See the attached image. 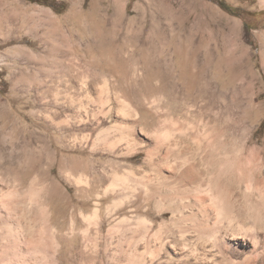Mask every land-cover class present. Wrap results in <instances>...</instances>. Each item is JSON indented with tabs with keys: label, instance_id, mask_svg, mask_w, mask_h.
I'll use <instances>...</instances> for the list:
<instances>
[{
	"label": "rangeland",
	"instance_id": "374dc122",
	"mask_svg": "<svg viewBox=\"0 0 264 264\" xmlns=\"http://www.w3.org/2000/svg\"><path fill=\"white\" fill-rule=\"evenodd\" d=\"M168 138L180 151L163 148L149 166L148 151ZM263 149L262 0H0V244L11 227V264H198L158 247L140 259L130 252L142 219L133 213L154 230L170 219L150 190L211 208L194 184L172 189L159 165L216 178L241 208L246 180L260 166L264 174ZM113 173L128 186L97 197ZM119 192L127 195L107 216ZM242 204L250 226L256 209ZM256 208L264 217V200ZM187 227L190 246L209 236L196 219ZM224 241L226 255L208 245L201 264H264L243 239Z\"/></svg>",
	"mask_w": 264,
	"mask_h": 264
},
{
	"label": "bare ground",
	"instance_id": "6f19581e",
	"mask_svg": "<svg viewBox=\"0 0 264 264\" xmlns=\"http://www.w3.org/2000/svg\"><path fill=\"white\" fill-rule=\"evenodd\" d=\"M262 2L264 3V0H262ZM126 106L125 107L128 110L133 108L128 103H126ZM135 114L134 116H136ZM121 137L123 138V136ZM177 141L178 140L175 139V142ZM177 145L179 146V144L174 143L173 140L170 142V138H168L166 141L159 142V144L156 145V147H154L152 151H148L147 157L145 158L146 163L149 166L153 165L155 162L154 158L162 151L163 148H166L170 151L173 149H177L178 151H180L181 147H177ZM259 152L262 153L264 158V149ZM250 162L255 164L256 167L257 163L253 159L251 161L250 159L248 160L249 165ZM162 164H165L164 167L167 169V171H170V175H166L164 173ZM162 164L159 165L158 174L164 181L173 184L172 189L176 190L178 188L179 181H185L189 185L194 184L192 188L189 187V191L196 196L201 193L208 195V201L211 208L209 207V209H207L208 204H206L203 200H200L199 197L194 199V203H191L188 201H183L187 197H180L170 189H168L167 191H160L155 189L150 190L153 191L150 196L154 199L156 198V204L157 206H159L157 211L161 215L169 212L170 219L163 220L154 230L150 219H148L146 216H141V214L133 213L131 215L132 218L138 219L142 217V219L136 229L127 226L128 229H133V233L137 235V237L130 239V242L128 244L129 249L131 250L130 252L134 253L140 259L142 255V252H140L141 249L158 247L160 250H164L166 253H168V255H178L175 259L180 260L183 256L185 258L188 256H192L195 262L198 261L197 263L201 264V260H205L209 256L207 255L209 253H206V247L208 245H210V247H213V251L215 247V250L217 252L226 255L222 251L223 247L226 246V242L224 241L226 237L230 238V240L243 239L244 243L249 247V251L251 247V252L261 251L262 253H264V217L261 216L262 212L258 208H256L257 204L261 203V201L264 200V174L262 175L261 172L262 166H260V172L253 175V180L251 177V182L250 177L248 180H246L245 188L242 192H240L239 200L241 202V208H234V206L232 205L233 202L231 201V203L227 198L228 192L224 184H222L220 188L216 187V178H208L206 180L202 179L200 178V175L195 170V168L190 167L187 170H182L181 164L177 165L174 162H166ZM125 176H123V174L122 176H120L118 173H113V178L109 186L104 189L102 194L97 192V197H102L103 194L105 195L108 192H117V188L119 187L121 188V192H123L124 188L128 186L127 183L129 181L128 177ZM144 185L145 189L146 184ZM257 188L259 189L258 191L256 190ZM145 190H149L148 187ZM40 192V188L32 191L30 199L37 200L36 198L39 196ZM121 192L118 193V196L113 198V204L115 207L113 205H108L106 207L105 212L107 216H113L118 204H122V199L125 198L127 194L126 192ZM250 200L251 206L253 205L252 208H255L256 210L252 212V223L250 224V226H247L250 215L248 214L246 208H242L244 206L242 202L250 206ZM97 205H99V202H97ZM143 208H145V206H143ZM99 215H101V208L96 206L94 208V217L99 218ZM192 219H196L198 231L200 230L202 233H206L207 231L209 233V236L205 237L202 234L198 235L196 237L197 242L192 243L193 245L190 246L189 244L192 242V235H189L190 233L187 227V222ZM127 220H131V218L128 219L127 216H123L119 221L126 222ZM96 223H98L99 227L101 226L100 221ZM9 232L10 233L2 238L4 240L1 241L0 244L1 255L5 256V258L7 259L9 258L8 261L7 259L4 261L1 260L2 264L10 263V261L13 259L12 256L16 253L14 252L13 248L17 247V239L12 238L14 234L11 227L9 229ZM170 237L175 240H169ZM237 244L239 245V243ZM228 245H230V243ZM155 248L154 250H151L152 253L155 252ZM62 256L63 254L61 251L59 254L53 255L51 257V260L53 262H57V260L61 261ZM248 260H250V256ZM188 264L192 263L189 262Z\"/></svg>",
	"mask_w": 264,
	"mask_h": 264
},
{
	"label": "trees",
	"instance_id": "16d2710c",
	"mask_svg": "<svg viewBox=\"0 0 264 264\" xmlns=\"http://www.w3.org/2000/svg\"><path fill=\"white\" fill-rule=\"evenodd\" d=\"M33 2H39V3H44L47 4L49 2V0H30ZM53 6V4H51ZM61 9L64 7V4H60Z\"/></svg>",
	"mask_w": 264,
	"mask_h": 264
}]
</instances>
